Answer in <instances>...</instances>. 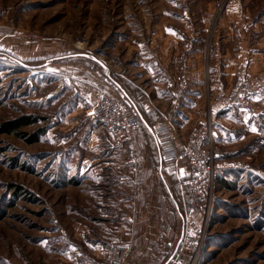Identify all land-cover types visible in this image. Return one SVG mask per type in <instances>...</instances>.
<instances>
[{
    "label": "rangeland",
    "instance_id": "obj_1",
    "mask_svg": "<svg viewBox=\"0 0 264 264\" xmlns=\"http://www.w3.org/2000/svg\"><path fill=\"white\" fill-rule=\"evenodd\" d=\"M0 27L4 36L0 125L33 116L44 120L17 133L45 130L39 141L31 143L11 133L13 128L3 132L0 127V264H100L111 246L100 253L91 251L89 242L101 235L97 227L96 233L89 231V219L100 214L103 200L111 198L118 200V213L125 216L106 235L115 236L120 224L130 234L124 219L127 213L135 218V196L142 181L139 163L146 156L141 160L142 146L135 143L137 168L133 170L129 150L118 155L106 131L85 120L92 105L77 91L75 70L94 63L111 80V92L126 97L113 83L117 71L124 75L134 64L136 70L143 67L166 74L167 63L162 62L173 56L167 52L169 45L179 42L176 60L181 61L184 47L192 42L185 71L190 81L189 72L196 68L201 94L196 105L188 106L191 118L185 121L189 123L175 131L187 136L206 121L214 85L232 83L239 65L249 72L244 57L264 63V0H0ZM194 52L200 55L196 62ZM229 59L235 66H228ZM217 63L220 73L214 74L211 67ZM226 67L229 74L223 73ZM249 73L261 75L264 70ZM238 114L226 117L217 129L216 145L226 163L240 168L218 175L212 200L201 201L171 164L172 216L160 225L166 236L148 245L146 228L141 226L140 235L131 239L130 264H264V102L256 104L253 114ZM153 127L143 123L144 150L155 147ZM90 128L94 134L87 136ZM154 170L143 178L150 186L145 200L163 193V186L156 182L162 176ZM132 196L134 210L127 204ZM192 203L197 204L198 213L192 224L187 223L197 237H204L202 247L196 254L180 244L175 252ZM146 205L152 207L151 202ZM143 212L151 216L153 209ZM157 220L156 216V225ZM165 242L171 243L166 250Z\"/></svg>",
    "mask_w": 264,
    "mask_h": 264
},
{
    "label": "built area",
    "instance_id": "obj_2",
    "mask_svg": "<svg viewBox=\"0 0 264 264\" xmlns=\"http://www.w3.org/2000/svg\"><path fill=\"white\" fill-rule=\"evenodd\" d=\"M2 43L4 36L0 27V45ZM175 43L167 48L169 54L177 55L180 52L179 42ZM192 49L191 42L184 47L182 55H190ZM94 65L91 62L87 69L75 70L74 75L78 93L92 105L86 112L85 120L90 126L106 131L115 148L126 146L131 154L129 165L136 170L134 136L141 131L143 118L132 110L126 97L115 96L111 92L108 78ZM166 67L164 70L168 73ZM185 69L182 68L178 76L175 95L188 99L190 82ZM233 74L232 83L221 81L214 85L211 89L213 100L209 102L206 121L199 122V126L190 129L185 138L182 139L175 133L170 116H164L162 124L155 130L158 133L162 158L176 167L184 185L201 201L212 200L218 175L227 169L240 168L239 165L224 161V152L216 145L217 129L223 126L226 117L238 113L253 114L256 104L264 102V73L252 75L243 65H239ZM93 134L92 128L86 132L87 136ZM197 213V204L192 203L185 219L186 223L192 224V219H195ZM188 223L184 225L181 247L190 253L198 254L204 237H197L196 230L189 227ZM110 246L109 253L101 259L100 264H129L132 254L129 246L122 243H113Z\"/></svg>",
    "mask_w": 264,
    "mask_h": 264
},
{
    "label": "crops",
    "instance_id": "obj_3",
    "mask_svg": "<svg viewBox=\"0 0 264 264\" xmlns=\"http://www.w3.org/2000/svg\"><path fill=\"white\" fill-rule=\"evenodd\" d=\"M192 56H193L194 62H196L200 55L197 52H194ZM184 57L185 56L182 55V58L180 57L181 61L178 60L179 62L176 60L177 59L176 55H173L171 59H169L168 61H164V58H162L161 60L164 61L162 62V65H165V63H167V66L170 67V72L166 74L161 72V74L159 75V74H156L155 71L149 72L145 70L137 59L136 60L139 65L138 67H142L139 70H136V67L133 64L134 67L132 65L130 67L131 69L129 68L127 71H125L124 75H121L119 71L115 73L116 76L114 77L115 78L114 80L116 81L115 84L117 85V88L119 87L118 89L124 93L123 95L126 96L130 104L135 108L137 112H138L137 109H140L138 103L140 104V106L142 107V113L141 114L139 112L138 113L142 116L144 124L147 125L149 129H151V125H153L154 130H156V128H158V126L162 124V117L164 118V116L171 117V119L173 120V128H174V131L176 132H178V129L182 131L181 128L186 127L184 126L185 123H189V121H185L186 120L185 117L188 116L190 120L191 114L188 111V106L192 104L196 105L200 97L201 91L200 89H198V83H200L199 82L200 77L198 76V73H194L196 72V68L195 70L191 69L189 72L190 87L188 90V99L175 95L178 74H180V71H181V69L179 70V68L180 66L181 68L182 67L186 68V65H187L185 63ZM244 58H245L244 62L248 66L249 72L261 73L264 70V63L260 62L259 59L252 58V56L251 58L250 57L249 58L244 57ZM233 62L234 61L229 59L227 62L228 66H230V64ZM233 64L235 66V63ZM194 66L196 67L198 65L194 63ZM211 69L214 72V74L218 73L219 63H217V65L216 64L213 65ZM104 70L105 72L107 71V69H104ZM227 71H228V68L226 67L223 73L229 74L227 73ZM127 76L128 77L130 76L129 80L126 78ZM126 84H130V85L132 84L131 86L134 87V92L136 93L137 91H139L142 94L140 96V99L138 100V103L133 102L130 99L129 95L125 93ZM186 111H188L187 112L188 114L184 113ZM236 115H239V114H234V116ZM151 133H153L152 136H153L155 147L153 149L148 148L149 150H147L146 148H145L146 150H144V143H140L141 141H143L144 136L146 134H142V132L139 131L134 136V144L137 143L139 147L142 146V148L139 149L138 155L140 156L141 160L143 156L144 157L146 156V159H144L142 162L139 163V179L141 178L142 181L138 182V187L140 189H138L137 195L135 196L137 197L136 198L137 199V207H136L137 211H135L136 213L135 218L131 216L129 217V213H127V216L124 219L125 222H127L129 227L131 228L130 234L126 235L124 231H122L123 226L120 224L116 227L117 234L115 236L112 235L110 237L106 235V234H109L111 228L114 225L116 226L119 223V220L122 219L125 215L121 217L120 214L118 213L119 212L118 208H121V204L118 203L117 199L114 200L113 198H111V199L103 200L102 203L99 205L100 214L97 216L92 215L89 219V222H90V225L88 226L89 231L96 233L94 229L97 227L96 231H98L99 229L98 233L99 235H101V239L99 240L95 239L94 241L89 242L91 251L98 250L99 253L103 252L102 248L106 249L108 248V245H111L113 243H122V244H125L131 247L132 246L131 239H134L135 234L138 232L141 226L146 228L145 236L148 239V245L151 244L152 240H154L153 242H156L158 237H163V235L166 236L165 230L163 231L160 225L161 223L165 222L168 216L169 218L167 219V221L168 220L170 221V217L172 216L170 203L173 201V196H172L171 190L169 189L170 187L168 185L170 182L168 179V176L171 175L172 173L171 169L169 168L171 163L169 161H165L162 158L159 145H158V133L156 131L155 133L153 131ZM179 137L183 139V137L185 138L186 135L182 136L181 134L179 135ZM148 141H149L148 138H146V142ZM116 149H118V155L119 153H121L123 149L128 150L126 146L119 147ZM146 161L148 163H146ZM157 161H158V164H157ZM120 162H121V159L118 160V163ZM155 168H157L158 174L162 176V178L160 180H157L156 182H158L160 185L163 186L162 188L163 193L160 191L158 197H153V198L151 197L153 199L152 200L153 202H152L150 200L151 198H149L148 200H145L147 197L144 198V193L148 192V188H150V186L147 184L148 180L146 179L145 181H143V178L147 177V173L149 171H152V173L155 172L154 170ZM116 183L122 184V182H119V181H117ZM151 183L154 184V181L152 180ZM150 202H151L152 207L146 205V204H150ZM127 204H130L129 206L131 210L132 209L134 210L135 204L133 202V196L130 199L129 203ZM144 208L148 209L147 213L151 212V208L153 209L151 216L150 214L148 216L144 214L143 212ZM176 209H177L176 211H178L180 219H182V215L179 210L180 208L178 209L177 207ZM156 216L158 217L157 221H159L160 223V224H157L158 226L155 223ZM147 221L149 223H147V225L145 226V223ZM96 223H99V225L97 224L98 225L97 226ZM176 223H177L176 220L174 222L171 221V224H173L172 226H174ZM171 224H170V227H171ZM167 226H169V224ZM138 235H140V231ZM150 235L151 237H149ZM107 238H109L110 240H108ZM170 245L171 243L165 242V247H164L165 250L166 248H169ZM90 263L94 264V261ZM95 264H99V263H95Z\"/></svg>",
    "mask_w": 264,
    "mask_h": 264
},
{
    "label": "trees",
    "instance_id": "obj_4",
    "mask_svg": "<svg viewBox=\"0 0 264 264\" xmlns=\"http://www.w3.org/2000/svg\"><path fill=\"white\" fill-rule=\"evenodd\" d=\"M112 80H113V78H111ZM108 80H109V85L111 86V80L108 78ZM113 83L115 84L116 83V81L115 80H113ZM130 87H131V90H130ZM134 91V89H133V87L131 86V85H129V84H126V87H125V93L127 94V95H129V97H130V99L133 101V102H135V103H137L138 102V99L137 98H139L142 94L139 92V91H137L136 92V94H137V98L136 97H134L132 94V92ZM40 120H44V118H42V117H37V118H35V117H33V116H27V117H23L22 118V121H20V123H18V122H16V123H8V124H4V125H0V127H2V130H3V132L4 131H7V132H9V130L10 129H12L13 128V132H11V133H13V134H15V135H17L18 134V136L20 137V138H22L24 141H26V142H31V143H34V142H37V141H39L40 140V137H41V135H43L44 134V129H39L38 131H36L35 133H32V134H27V133H21V134H19V133H17L18 131L17 130H21L22 128H24L25 126H29V125H33V124H37ZM15 190H18L19 189V186H15ZM189 188V187H188ZM190 189V188H189ZM190 192H191V190H190ZM192 193V192H191ZM17 194H19V192L17 193ZM132 257V256H131ZM130 261H131V258L129 259V264H130Z\"/></svg>",
    "mask_w": 264,
    "mask_h": 264
},
{
    "label": "water",
    "instance_id": "obj_5",
    "mask_svg": "<svg viewBox=\"0 0 264 264\" xmlns=\"http://www.w3.org/2000/svg\"><path fill=\"white\" fill-rule=\"evenodd\" d=\"M183 227L185 228V226H183ZM184 228H183V232H184ZM183 232H182L181 239L179 240V242H178V245H177V247H176V249H175V252H177V251H178V249H179V247H180L181 240H182V237H183ZM175 252H174V254H175Z\"/></svg>",
    "mask_w": 264,
    "mask_h": 264
},
{
    "label": "snow or ice",
    "instance_id": "obj_6",
    "mask_svg": "<svg viewBox=\"0 0 264 264\" xmlns=\"http://www.w3.org/2000/svg\"><path fill=\"white\" fill-rule=\"evenodd\" d=\"M169 31H171V30H169Z\"/></svg>",
    "mask_w": 264,
    "mask_h": 264
}]
</instances>
